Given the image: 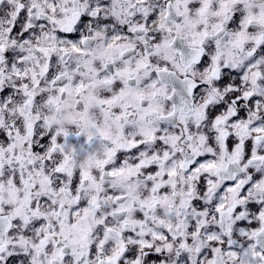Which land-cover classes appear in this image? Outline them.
Listing matches in <instances>:
<instances>
[{
    "label": "snow or ice",
    "instance_id": "obj_1",
    "mask_svg": "<svg viewBox=\"0 0 264 264\" xmlns=\"http://www.w3.org/2000/svg\"><path fill=\"white\" fill-rule=\"evenodd\" d=\"M0 264H264V0H0Z\"/></svg>",
    "mask_w": 264,
    "mask_h": 264
}]
</instances>
